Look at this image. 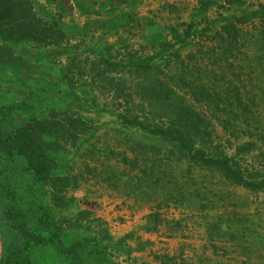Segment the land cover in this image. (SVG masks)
<instances>
[{
	"label": "rangeland",
	"instance_id": "rangeland-1",
	"mask_svg": "<svg viewBox=\"0 0 264 264\" xmlns=\"http://www.w3.org/2000/svg\"><path fill=\"white\" fill-rule=\"evenodd\" d=\"M35 2L61 22L72 49L7 45L8 85L19 101L37 94L36 113L46 107L91 122L54 155L57 174L73 185L72 206L59 216L89 213L61 237L64 251L94 249L82 264H264V191L232 185L123 127L116 88L105 82V73L119 79L115 66L129 56L149 59L210 125L213 145L264 174V0Z\"/></svg>",
	"mask_w": 264,
	"mask_h": 264
},
{
	"label": "trees",
	"instance_id": "trees-1",
	"mask_svg": "<svg viewBox=\"0 0 264 264\" xmlns=\"http://www.w3.org/2000/svg\"><path fill=\"white\" fill-rule=\"evenodd\" d=\"M40 8L35 0H0V264H82L86 251L97 252L79 244L71 257L61 237L80 226L89 213L59 216L72 206L73 185L68 176L57 174L60 164L54 155L75 146L91 122L46 107L36 113L40 107L35 102H42L38 95L30 93L28 100L19 101L13 85H8L12 76L5 64L7 45L72 49L61 22L42 15ZM116 67L122 69L119 79L105 73V82L119 93L113 98L123 106L116 112L123 127L138 128L167 142L179 160L214 171L232 185L264 191V174L244 168L236 152L227 155L213 145L210 125L172 93L153 72L158 68H152L149 59L129 56ZM68 82L69 89L75 88ZM44 252H51L50 261Z\"/></svg>",
	"mask_w": 264,
	"mask_h": 264
}]
</instances>
